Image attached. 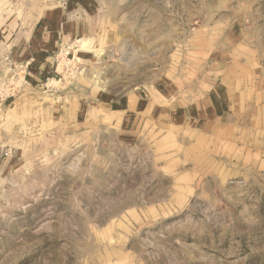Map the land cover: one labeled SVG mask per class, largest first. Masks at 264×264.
Instances as JSON below:
<instances>
[{"label": "rangeland", "instance_id": "rangeland-1", "mask_svg": "<svg viewBox=\"0 0 264 264\" xmlns=\"http://www.w3.org/2000/svg\"><path fill=\"white\" fill-rule=\"evenodd\" d=\"M88 1L111 22L108 59L64 47L40 87L19 92L21 69L0 102V264H264V183L140 233L128 213L153 192L149 153L81 106L75 118L91 83L115 94L150 83L172 33L182 38L203 7L239 6L264 40V0Z\"/></svg>", "mask_w": 264, "mask_h": 264}, {"label": "crops", "instance_id": "crops-1", "mask_svg": "<svg viewBox=\"0 0 264 264\" xmlns=\"http://www.w3.org/2000/svg\"><path fill=\"white\" fill-rule=\"evenodd\" d=\"M239 9L230 2L203 7L182 38L172 33L175 48L150 83L118 94L91 83L77 101V121L80 106L87 120L108 119L125 147L153 161L144 183L153 192L128 213L140 233L264 183V40ZM111 29L88 0H0V57L22 67L19 92L40 87L64 47L84 46L103 64Z\"/></svg>", "mask_w": 264, "mask_h": 264}, {"label": "built area", "instance_id": "built-area-1", "mask_svg": "<svg viewBox=\"0 0 264 264\" xmlns=\"http://www.w3.org/2000/svg\"><path fill=\"white\" fill-rule=\"evenodd\" d=\"M1 60L3 61H0V63L2 64V62H4V65L8 70L7 72L10 74L9 78L7 75L0 77V102H3L11 96V91L14 87V77L22 67L14 64L8 57Z\"/></svg>", "mask_w": 264, "mask_h": 264}]
</instances>
